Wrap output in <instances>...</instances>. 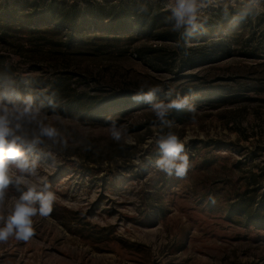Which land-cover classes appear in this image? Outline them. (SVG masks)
I'll list each match as a JSON object with an SVG mask.
<instances>
[{"label": "rangeland", "instance_id": "1", "mask_svg": "<svg viewBox=\"0 0 264 264\" xmlns=\"http://www.w3.org/2000/svg\"><path fill=\"white\" fill-rule=\"evenodd\" d=\"M165 4L0 0V78L38 94L63 77L71 94L110 103L104 112L127 129L115 142L105 116L42 108L68 140L65 149L44 138L29 153L42 165L55 155L40 171L56 200L33 218L29 241L0 243V264H264V14L232 26L209 7L187 36L165 23ZM141 85L159 86L157 101L170 89L188 96L195 121L171 110L172 128L160 125L131 99ZM169 130L189 156L183 179L156 167ZM19 194L10 186L7 204Z\"/></svg>", "mask_w": 264, "mask_h": 264}, {"label": "clouds", "instance_id": "2", "mask_svg": "<svg viewBox=\"0 0 264 264\" xmlns=\"http://www.w3.org/2000/svg\"><path fill=\"white\" fill-rule=\"evenodd\" d=\"M165 6L169 13L165 23L170 25V30L187 36L204 27L209 7L220 8L225 19L231 17L232 26L248 17L264 14V0H166ZM145 86L141 85L131 99L148 104L160 125L172 128V121L167 119L171 110H186L191 114L190 120L195 121L197 106L190 103L188 96L177 94L172 99L174 89H170L166 93L167 102L157 101L155 94L161 91L160 87L151 86L144 91ZM49 103L53 104V101ZM47 115L32 95L21 94L14 81L0 87V213L7 211L6 215L0 214V243L10 239L29 241L35 235L33 218H46L53 210L56 195L40 169H54L57 166L55 155L48 153L47 162L43 165L39 156L29 155L44 143V138L65 149L68 147L67 138L54 123L47 122ZM105 121L110 122L111 139L120 142L127 129L123 125L118 126L111 116L105 117ZM156 143L160 152L156 167L169 177L175 174L177 178H185L190 161L180 137L169 130ZM91 149L90 144L83 147L84 151ZM10 186H15L20 194L9 206Z\"/></svg>", "mask_w": 264, "mask_h": 264}, {"label": "trees", "instance_id": "3", "mask_svg": "<svg viewBox=\"0 0 264 264\" xmlns=\"http://www.w3.org/2000/svg\"><path fill=\"white\" fill-rule=\"evenodd\" d=\"M138 22H142V19H138ZM6 83H8L7 77L2 75L0 87ZM16 85L19 87L22 95H32L36 104L40 105L43 109H51L58 114L77 120L87 117L103 122L102 116H109V113L104 112V110H107V107H113L110 103L101 100L97 95H89L87 93L77 94L74 91L71 94L69 91L74 89L70 88V84L63 77H56L48 82L47 89L38 94H32L29 88H25L21 84L16 83ZM52 93L56 94L52 95ZM50 100L53 101V104L49 103Z\"/></svg>", "mask_w": 264, "mask_h": 264}]
</instances>
